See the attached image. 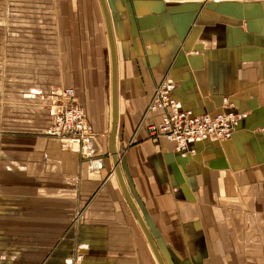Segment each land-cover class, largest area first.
Instances as JSON below:
<instances>
[{"label":"crops","instance_id":"1","mask_svg":"<svg viewBox=\"0 0 264 264\" xmlns=\"http://www.w3.org/2000/svg\"><path fill=\"white\" fill-rule=\"evenodd\" d=\"M105 1L117 56L119 165L164 263L264 264V0ZM1 66L6 128L19 87L30 90L27 105L32 89L61 84L75 89L92 134L87 154L57 136L4 129L0 174L24 180V207L39 210L38 220L24 219V236H34L17 263L160 264L110 150L112 61L101 0H0ZM164 79L183 110L245 116L230 138L211 135L184 157L149 134L164 111L143 118ZM45 114L22 124L45 130L53 123ZM1 152L18 167L1 165L10 162Z\"/></svg>","mask_w":264,"mask_h":264},{"label":"rangeland","instance_id":"2","mask_svg":"<svg viewBox=\"0 0 264 264\" xmlns=\"http://www.w3.org/2000/svg\"><path fill=\"white\" fill-rule=\"evenodd\" d=\"M2 56L3 55H1V60H2ZM4 57H6V52L4 54ZM7 71H8V68L6 66L0 67V77H1L0 86L1 88L3 87V90L1 89L2 92L6 91V89H4V86H7V85L3 84L2 81H5V79H3L2 77L5 78ZM50 71L53 72L51 68L48 70V73ZM19 88L21 89L16 90V91L22 93L23 98L21 97V99H17V101H15L16 115L14 117L12 116L14 120L11 121L14 124L10 125L9 127L13 129H8L6 128L8 127L7 124L5 125L2 124L3 118H4V115L2 113L3 111L0 113V128L1 130H3V131H0L1 150H3L2 149L3 147L2 138L5 135L4 129L11 130L12 131L11 133L15 135L27 133L29 134V136L49 135V136L56 137V135L52 133V126H53L52 122L51 124H49V127H47L45 130H42V128H37L34 125H25L22 123L27 122L28 124H30L29 120H32L33 122L34 117L38 118V120L40 121H43L44 118L47 119L45 113L47 112H49L50 114L56 113L63 108L62 107L63 99L62 101L58 99L54 103L53 101H51L50 98H48L51 90H56L57 88L58 89L61 88V90L66 89V88L74 89L73 87H68V86H64L61 84L51 85V87L47 90V92L35 88V89H32L33 91L31 92V94L34 95L33 98H31L30 100L29 97H26V100L28 101L27 102L28 104L26 105L24 104L23 99L25 98L26 93L30 94L29 93L30 90L23 91V86ZM37 92H40V93L42 92L44 97H41L42 95H39ZM5 96H6V92H5ZM7 101L8 99L6 97L3 99L1 98L0 99L1 107ZM12 101H14V99H12ZM67 102H71V101L68 100ZM74 102L80 104L77 100V95L75 96ZM6 117L7 116L5 115V118ZM39 125L40 124H37V126ZM86 132H90V131H86ZM89 135L91 136L92 134L90 133ZM57 137L60 139V141L62 142L63 146L66 149H69V150L79 149V150H82V152L84 153H87V154L89 153V146H90L89 142L91 140L89 136L86 135L85 137L82 136V137H74V138L60 137V136H57ZM84 139H88V141L84 142ZM68 140H75L78 142L74 143V145L71 143L73 145L72 146ZM65 141H67V144ZM75 145H78V146L75 147ZM83 146L86 148H84ZM1 160L10 161L8 164H3L1 162V165H6L7 170H11L9 168L10 167L12 168L15 165V162H14L15 160L9 158V156L5 155L4 152H1ZM15 166L18 167L17 165ZM9 178H10L9 176L7 178L6 174H0V264H22L21 263L22 261L20 263H17L20 260L18 257L21 255L23 248L25 246H28L29 245L28 243L30 244L32 243V241H30L28 237H30V235H32V237L34 236L33 234H27L26 236H24V232H26V230H23L24 225H25L24 219H26L27 217H29V219L31 217H36L37 219L35 220H38L39 210H35L31 215L29 214V211L25 209L24 207V203L29 202L28 199L30 195H27L26 191H24L26 193L25 194L23 190L17 189V187L19 186L24 188L27 186V184L21 178H10V179ZM38 196L39 195L34 196L36 199L33 198V202L35 203L40 202L38 199ZM79 217L80 215L77 216V219ZM36 233H38V229L36 230ZM24 237L26 238V242L24 240ZM30 246H33V245H30ZM38 262L39 261L37 260L36 263L35 262L34 263L37 264Z\"/></svg>","mask_w":264,"mask_h":264},{"label":"built area","instance_id":"3","mask_svg":"<svg viewBox=\"0 0 264 264\" xmlns=\"http://www.w3.org/2000/svg\"><path fill=\"white\" fill-rule=\"evenodd\" d=\"M174 83L169 79L162 80L155 88L154 94L149 101L143 118L159 111H164L160 120L151 119L148 123V131L151 137H164L175 144L176 151L187 156L194 152L190 145L206 140L215 135L219 139L230 138L244 113L222 111L214 115L195 114L192 110H183L179 102L172 97ZM41 97L43 93L37 92ZM76 92L72 88L51 90L48 98L55 103L62 101V109L53 115L52 133L60 137H84L90 136L87 118L83 107L74 102ZM56 100V101H57ZM70 100L71 102H67ZM59 101V102H60Z\"/></svg>","mask_w":264,"mask_h":264},{"label":"water","instance_id":"4","mask_svg":"<svg viewBox=\"0 0 264 264\" xmlns=\"http://www.w3.org/2000/svg\"><path fill=\"white\" fill-rule=\"evenodd\" d=\"M104 14H105V19H106V24H107V29H108V35H109V40H110V48H111V61H112V127H111V132H110V150L113 158V163L115 166V171L118 176L119 182L121 184V187L123 189L124 195L130 204L133 212L135 213L136 217L138 218L149 242L150 245L159 261L160 264H165L161 254L159 253V250L155 244V241L153 240V237L151 236L147 226L145 225L137 207L135 206L131 196L129 195V192L127 190V187L125 185V182L122 177L121 173V168L119 165V156L117 152V146H116V138H117V127H118V106H117V87H118V73H117V56H116V50H115V41H114V36H113V29L111 25V18L109 14V10L107 7V3L105 0H101ZM226 112H229L231 110H223ZM222 112V111H220ZM236 113V112H235Z\"/></svg>","mask_w":264,"mask_h":264},{"label":"bare ground","instance_id":"5","mask_svg":"<svg viewBox=\"0 0 264 264\" xmlns=\"http://www.w3.org/2000/svg\"><path fill=\"white\" fill-rule=\"evenodd\" d=\"M57 100V97H55V101ZM86 114V113H85ZM87 118V117H86ZM87 124H88V120H87ZM88 127H89V125H88ZM85 137V136H84ZM67 140V139H66ZM69 141V143L71 144H73L74 145V143H76V142H78V141H75V140H68ZM88 141V139H84V142H87ZM71 144V145H72ZM72 145V146H73ZM85 148V147H84ZM96 163V166H101V164H100V162L99 161H97V162H95Z\"/></svg>","mask_w":264,"mask_h":264}]
</instances>
